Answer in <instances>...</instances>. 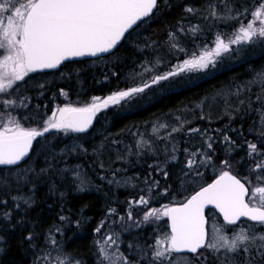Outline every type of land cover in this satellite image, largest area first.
Listing matches in <instances>:
<instances>
[{"label": "trees", "instance_id": "16d2710c", "mask_svg": "<svg viewBox=\"0 0 264 264\" xmlns=\"http://www.w3.org/2000/svg\"><path fill=\"white\" fill-rule=\"evenodd\" d=\"M213 1L216 2L160 0L159 9L129 32L113 53L96 59L66 62L56 71L31 73L30 82L27 80L22 86V96L29 99L25 112L31 115L34 108L39 109L46 120L54 109L63 105L83 106L93 97L103 98L120 90L142 86L150 76L159 73L158 67L163 65L161 71L164 70L165 61L155 62V67L154 59L166 60L170 56L166 49L169 42L178 45L173 56L183 58L195 47V39L201 34L199 39L209 41V30L206 31L209 20L191 15L185 8H197L193 13L202 11L204 15L205 7ZM228 1L253 3L250 0ZM193 27L197 31L192 32ZM137 30L140 38L130 41L129 37ZM217 31L223 32V29ZM170 33L175 35L170 37ZM262 46L254 51L246 49L243 62L235 67L223 68L192 85H185L186 77L179 76L168 82L172 87L159 97L155 89H149L146 94H152L155 100L144 108L125 114L108 109L102 115L107 124L101 125L100 115L90 129H94L90 138H85L83 133L68 132L65 136L64 132L52 130L34 141L30 156L20 165L0 166V201L6 202L0 203V264H59V259L65 255L80 264H96L95 230L105 218L116 222V215L121 217L129 211V198L144 196L147 191L152 193L147 206L179 204L215 178L219 173L210 175L208 165L218 164L217 167L224 168L223 160L237 164L244 162L240 166L232 164L230 169L232 174L243 179L247 162L242 155L244 143L242 146L238 143L240 139L254 138L247 132L251 125L247 121L252 113L249 110L264 111V81L257 76L258 82L251 96L254 102L247 106V110L243 104L237 106L240 100L233 99L230 93L226 95L223 90L228 85L240 89L237 91L242 92V97L249 96L245 93L250 80L247 77L256 76L254 73H261L264 69ZM257 96L261 99L257 100ZM226 98L227 105L215 111L205 105L213 99L222 102ZM201 101L203 106L193 109ZM172 114L174 117H170ZM175 118L179 119L176 121ZM164 120L173 126H177L180 120L188 125L170 136L164 150L157 148L159 143H154L155 148L153 144L145 146L151 152L139 154L137 148L142 146L135 145L137 133L133 130L142 131L144 124ZM254 125L253 121L251 129ZM195 126L204 133L202 143L212 145L210 149L200 152L202 145L195 147L191 144L190 139L194 136L189 132ZM258 137L264 140L263 136ZM259 148L264 157V142ZM201 156H211V163L200 165ZM187 159L197 161L196 169H185ZM193 171L202 172L204 184L190 188L189 192L183 191L181 180ZM124 175L141 178V188L115 187L114 181ZM133 209L137 211L136 207ZM5 213L9 215L6 217ZM62 216L64 220L60 219ZM244 224L247 223L241 222ZM164 226L167 230V224ZM29 235L31 240L27 239ZM51 237L55 238L59 248L49 243ZM240 261L241 264H263L264 257L255 260L252 254H244ZM207 264H214L213 259Z\"/></svg>", "mask_w": 264, "mask_h": 264}, {"label": "snow or ice", "instance_id": "6c2138e0", "mask_svg": "<svg viewBox=\"0 0 264 264\" xmlns=\"http://www.w3.org/2000/svg\"><path fill=\"white\" fill-rule=\"evenodd\" d=\"M159 2L160 0H0V50H3L0 55V94L14 90L17 82L24 81L30 73L56 69L64 61L73 58L96 57L110 52L129 30L150 18L159 9ZM185 11L193 13L195 10L186 7ZM229 13L231 14V10ZM209 14L213 18L219 17L215 5L210 6ZM249 15L251 19L247 23L241 21L231 36L218 34L212 48L199 55L193 54L172 71L153 77L150 84L120 90L103 99L93 97L83 106L66 104L52 111L40 128L25 127L20 120L10 117L0 126V166L20 165L29 157L33 141L52 130L64 133L86 132L97 113L109 106L119 105L152 85L181 73L203 71L210 65L214 67L218 58L236 50L233 46L264 42V0H259L251 12L245 8L232 18L239 19L240 16ZM191 31L195 32L197 28L193 27ZM174 35L170 33V37ZM172 47L178 45L173 44ZM258 76L264 81V73ZM61 94L67 96L66 93ZM256 99L260 100L261 97L257 96ZM2 103L8 108L14 107L17 102L4 99ZM20 103L27 106L22 100ZM23 119L27 120V117ZM260 120L264 124V113ZM159 127L168 126L161 124ZM156 130L154 127L153 131ZM179 130L174 127L169 135ZM260 135L264 136V131ZM208 147L211 148L212 145L209 144ZM247 147L250 157L254 154L262 155L256 143L248 142ZM210 163L211 156L199 162L200 165ZM222 163L227 170L221 171L211 184L200 188L185 202L165 205L163 210L146 208L144 223L159 221L161 217H168L170 220V231L149 246L153 264H174L173 254L185 252L199 260L203 256L201 249H209L215 253L223 250L233 254L241 251L250 253L255 249L257 254L264 257V233L257 234L244 227L234 231L231 237L225 232L226 226H237L242 218L264 226V174L257 175L255 181L258 183H253L247 176L241 179L233 175L228 160ZM195 165V159L187 161L189 169ZM251 171L264 173V158L254 161ZM196 175H200L199 171ZM136 203L147 206L150 200L141 196ZM208 205L214 206L222 214L223 225L209 228L205 218V208ZM8 215L5 213L6 217ZM128 218H132L131 212L128 213ZM60 219L64 220L65 217ZM102 227L103 223L95 231L100 232ZM55 232H60V229H55ZM27 239L31 240L32 236L29 235ZM118 240V234H108L102 242H98V251L104 264H140L145 257L130 260L119 251ZM49 243L59 248L54 237L50 238ZM113 246H116V250L110 252ZM59 264H80V261L65 255L63 259H59Z\"/></svg>", "mask_w": 264, "mask_h": 264}, {"label": "rangeland", "instance_id": "374dc122", "mask_svg": "<svg viewBox=\"0 0 264 264\" xmlns=\"http://www.w3.org/2000/svg\"><path fill=\"white\" fill-rule=\"evenodd\" d=\"M227 1V2H226ZM216 0L213 1L212 3H208L207 6L205 7L204 11L205 14L202 15V11H199L197 13H192L191 15L194 16H204L205 18H207V20H209V25L208 28L206 29V31L209 30V38L207 42H205V40L203 39H199L200 37H202V34L200 36H198L199 40L195 39L196 45L195 47H193L187 55H184L183 58H179V57H174L173 55L175 54V48L172 47V43L169 42L170 46L169 48L167 47V52L168 54H170V56L166 59V60H162L159 57L157 59H154V65L155 62L157 61H165L164 65L165 68L163 71L161 67H163V65H161L160 67H158L156 70L159 71V73L154 74L153 76H150L149 81L147 83H151V80L153 77L157 76V75H162L165 74L169 71H172L176 65H179L181 63H183L184 60L186 59H190L192 57L193 54L199 55L201 52H203L206 49H210L214 46V42H215V38L218 34L222 35V36H231V34L233 33V31L239 26V23L241 21L247 23L248 20L251 19V16H240L239 19H235L232 18L236 15L237 12H243L245 8H247L249 10V12H251L259 3V0H250L253 3H243V4H235V2H229L228 0ZM215 5L216 6V10L219 13V17L218 18H213L210 16L209 14V8L210 6ZM193 9H197L194 8ZM229 10H231V14L229 13ZM210 18V19H209ZM222 25V26H220ZM219 27V28H218ZM223 29V32H219L217 30H221ZM192 34V33H191ZM140 33L137 30V32L133 33L130 37L129 40H135V38H140ZM194 36V35H193ZM212 38V39H211ZM194 41V40H193ZM262 46V52L264 53V42H257L254 44H249V45H242V46H233L234 49H236L235 51H233L232 53H228L225 54L223 56H221L220 58L217 59V62L215 64V66H209L206 70L203 71H193V72H185V73H181L178 76L172 77L169 80H165V81H161L159 84H155L152 85L151 87L145 89V91L143 93H140L136 96H134L133 98L126 100V101H122L119 105H114V106H109L107 109H104L102 111H100L99 113H97V116L95 118V121H98V117H100L101 115V125L107 124L105 121V119L102 117L103 113L108 111V109H112V110H117L122 114L125 113H130L131 111L134 112L140 108H144L145 106H147L150 102H152L153 100H155V98H153L152 94H146L147 91L149 89H155L154 92H157L158 97L165 93L167 89H169V87L171 84L168 83L170 81H172L173 79L177 78L180 76L181 77H186V83L185 85H192L194 83H197L201 80H204L206 78H209L217 73H219L221 70H223V68H229V67H235L237 64H239L241 61L243 62V54L246 51V49H250L252 51H254L257 47ZM174 50V51H173ZM3 50H0V55H2ZM168 61H172L171 64L168 63ZM147 67H149V65H147ZM156 67V65H155ZM155 69V68H154ZM154 69H152L151 71H153ZM159 69V70H158ZM155 70V71H156ZM161 71V72H160ZM264 73V69L263 72ZM261 73H254L256 74V76H252L253 74L249 75L247 77V79L249 80V84H248V89L245 90V93H249V96L246 97H242L241 94L242 92L237 91L240 89L237 88H231L227 85V89H224L223 92L226 95H229L236 100H240L238 105H245V108L247 110V106H250L253 101L252 99V92L253 89L255 88L254 85L257 84V76L258 74ZM152 75V74H151ZM30 77V75L28 77L25 78L24 81H20L17 82V85L15 86L14 90H10L9 93H5V94H0V126H3V124L5 122H7L9 120V118L11 117L12 119H18L20 120V122L23 124V126L25 127H37L40 128L43 125V120H44V116L43 111H40L39 109L34 108L31 111V115H27V113L25 112V109L29 106V99L28 97H25L24 95L22 96V86L23 83L25 81L28 80V78ZM256 78V80H254V78ZM188 79V80H187ZM29 81V80H28ZM30 82V81H29ZM184 83V82H183ZM164 85V86H162ZM262 86V85H261ZM256 88H260V87H256ZM130 89V88H129ZM127 90V89H126ZM39 97H41L42 93L40 92ZM105 98V97H103ZM102 98V99H103ZM4 99H13L16 100V105L14 107H8L5 108L3 106L2 101ZM23 101L24 104H26L27 106H23L20 101ZM241 101H243V103H241ZM203 106V101L198 102L194 105L193 109H199L201 108L200 106ZM207 106V108L212 109V110H217V108H221L224 105H227V98L224 99V101L220 102L217 100H211L209 102H207L205 104ZM64 106V105H63ZM236 106V107H237ZM235 107V104H234ZM187 108V107H186ZM185 108V109H186ZM184 109V110H185ZM239 110H244L242 108H235ZM56 110V109H54ZM53 110V111H54ZM250 112V116L248 117V119H250L249 121H254L255 125L253 126V128L251 129L252 123H250L249 121H247V124H251L249 129L247 130V132L251 135L254 136V138L252 139L251 137H248L247 139H240V142L238 144L241 145V143L243 142V157L244 160L247 162V164H245L246 167H244V170L247 171L244 174H242L244 177L247 176L250 179L253 180V183H258L257 181H255V177L257 175H261L264 173H260V172H252L251 169L252 167H254V161L259 160L264 158L263 156H255V154L250 157L248 155V147H247V143L251 142V143H256L258 148L259 145L262 144L264 142V140L262 141L258 135H260V133L262 131H264V124L261 123L260 120V114L264 113V111H261L260 113L256 111H251ZM51 113L47 116L50 117ZM24 117H27V120L23 119ZM170 117H174L173 114ZM205 116H201V118H204ZM209 117V116H208ZM207 120H209V118H206ZM175 120L177 121V118H175ZM165 121V120H164ZM151 122V123H146L143 126V130L139 131V130H133V132L137 133V137L135 138V145L140 147L142 146V148H137L138 153L140 154V152H151L152 150L150 148H146L145 146H150L152 145V147L155 148V144L159 143L158 145V149H165L167 147L168 141L170 139V136L173 134H177L179 132H181L184 128V125H188V123H185V121L183 122L182 120L179 121V124H177V126H173L170 124H167L169 122ZM173 120H170V122H172ZM161 124H166L168 127L167 128H160L159 126ZM156 128L157 130L154 132L153 128ZM179 128L180 130L177 132H172L171 135H169V132H171L172 128ZM137 129V128H136ZM194 129H196V126L194 127ZM94 131V129L92 130ZM92 131L88 130L86 132H83L84 137L85 138H90L92 137ZM86 133H91L86 135ZM96 134V132H94ZM81 134V133H79ZM189 134L193 135L194 137L190 139L191 144L194 145L195 147L198 145H202V147L200 148V152L205 150V149H210L208 147L209 144L204 145L202 143L203 141V132H197V131H192L189 132ZM68 135L67 133H65V136ZM189 135V136H191ZM238 135V133H237ZM262 136V135H260ZM239 136H237L236 138H238ZM264 137V136H263ZM40 138V137H39ZM155 143V144H154ZM201 143V144H199ZM242 143V144H243ZM149 144V145H148ZM178 146V145H177ZM242 146V145H241ZM238 146H235V148H237ZM239 148V147H238ZM261 150V148H259ZM198 150V148H197ZM196 155L197 152L195 153ZM201 160L206 159L207 156H201ZM189 159L185 160L186 163V170H187V161ZM118 161V160H117ZM224 161V160H223ZM126 162V161H125ZM124 162V163H125ZM239 163V162H238ZM231 166L233 164V166H240V164L244 165V162H241L239 164L237 163H230ZM101 165H103L101 163ZM213 165V166H210ZM209 166V173L210 175L212 174H218L223 170H227L224 169L223 167H217L219 166L218 164H210ZM110 166V165H109ZM193 169H196V165L193 167ZM128 175H124V177L120 176V178L116 179L114 181V185L115 187H122L125 189H135V188H141V184L139 185V179L141 178H134V177H127ZM213 176V175H212ZM204 184V178L202 177V172H200V175H196V172L193 171L192 174H190L189 176H185L183 178V180H181V189L183 191L187 190L189 192L190 188L194 189L197 188L199 186H202ZM148 189L151 187H147ZM136 191V190H135ZM139 191V190H138ZM144 197L146 199H151L152 198V193L151 192H147L145 193ZM130 201V206H129V211H125L124 214H122L121 217H118L117 215L115 216L116 218H118V220L115 222L113 219L108 220L107 218H105L102 222L99 223L98 227L101 226V224L103 223V227L101 228L100 232H96L95 231V263L96 264H104V262L102 261V259L100 258V254H99V244L98 242H102L105 237L108 234H118L119 236V240H118V245H119V251L124 253V255L128 256L130 260H132L131 258H135V259H139L141 256L145 257L143 260L140 261V264H153V262L151 261V248L149 247L150 245H153L155 240L160 238V236L166 234L168 231L165 230V226L164 224H167L166 217H161V219L159 221L156 220H152L150 223H144L143 222V216L144 213L146 211V208H158L163 210L165 204L161 203L155 206H143V205H138L136 202L140 199L139 196L134 197V198H129ZM170 206V205H167ZM133 207L137 208V211H135L133 209ZM131 212L132 213V218L129 219L128 218V213ZM112 213V212H111ZM109 213V214H111ZM108 214V216H109ZM137 215V216H136ZM109 218H113V217H109ZM208 223L207 225L209 226V228H211V226L216 225V226H221L224 223L219 221L218 216L214 213V212H209L208 213ZM97 227V228H98ZM240 227H244V228H249V230L251 232L257 233V234H261L264 233V226H256L253 224H244V225H239V226H226L225 227V232L226 234L231 237L234 231H237ZM147 228H149L150 232H147ZM150 233H152V235H149ZM131 237H128V236ZM143 235V236H142ZM131 246V247H130ZM131 249V250H130ZM116 250V246H113L109 251H115ZM203 253V256L199 259L196 260L195 257L192 256V254H178V253H174V264H207V262H209V259H213L214 264H241V257L244 256V254L247 256L248 254H252L255 258V260L257 258H260L261 256L259 254H257L255 249H252V251L250 253H243L242 251L240 253H226L223 250L219 253H215L209 249H205L204 251H201ZM237 255V256H236ZM248 257H246L245 259H247ZM81 264H86V263H81ZM249 264V263H248ZM251 264V263H250Z\"/></svg>", "mask_w": 264, "mask_h": 264}, {"label": "water", "instance_id": "95a60500", "mask_svg": "<svg viewBox=\"0 0 264 264\" xmlns=\"http://www.w3.org/2000/svg\"><path fill=\"white\" fill-rule=\"evenodd\" d=\"M141 23V22H140ZM139 23V24H140ZM138 24V25H139ZM137 26H134V28L133 29H135ZM133 29H131V30H133ZM131 30H129V32L131 31ZM128 32V33H129ZM128 33H126L125 34V37H126V35L128 34ZM124 37V38H125ZM124 38L121 40V42L114 48V49H112L110 52H108V53H102V54H99L98 56H96V57H92V56H84V57H77V58H73V59H70V60H66V61H64L58 68H56V69H45V70H42V71H37V72H47V71H56V70H58L64 63H66V62H70V61H77V60H85V59H96V58H100V57H104V56H106V55H109V54H111V53H113L116 49H117V47L123 42V40H124ZM96 118V117H95ZM94 123H95V119H94V121H93V124H92V126L88 129V130H90L92 127H93V125H94ZM87 130V131H88ZM33 143H34V141H33ZM32 149H33V147H32ZM31 152H32V150H30V153H29V156H30V154H31ZM27 159V158H26ZM219 175V174H218ZM218 175L215 177V178H213L210 182H208L207 184H205V185H203L202 187H206L208 184H211L217 177H218ZM234 175V174H233ZM202 187H200V188H202ZM200 188L199 189H197L195 192H193L192 194H190L183 202H185L188 198H190L192 195H194L197 191H199L200 190ZM183 202H181V203H183ZM176 205V204H175ZM171 206H173V205H171ZM208 210H213L222 220H223V216H222V214L214 207V206H212V205H208V206H206V208H205V218H206V220H207V216H206V212L208 211ZM241 221H246V222H251V221H249V220H247L246 218H242L241 219ZM167 223H168V228H169V225H170V220H169V218L167 217ZM169 231H170V228H169ZM202 250V249H201ZM182 254H190V253H182Z\"/></svg>", "mask_w": 264, "mask_h": 264}, {"label": "flooded vegetation", "instance_id": "af4514ba", "mask_svg": "<svg viewBox=\"0 0 264 264\" xmlns=\"http://www.w3.org/2000/svg\"><path fill=\"white\" fill-rule=\"evenodd\" d=\"M31 74V73H30ZM29 74V75H30ZM208 212H214V211H211V210H209ZM208 212H207V216H208ZM215 213V212H214ZM218 219H219V221H221V222H223L224 223V221H222L219 217H218ZM166 221H167V217H166ZM207 222H208V219H207ZM241 222H245V221H241ZM241 222H239V224L237 225V226H239V225H241ZM246 223H248V224H254V222L253 223H249V222H246ZM254 225H256V224H254ZM167 226H168V223H167ZM168 229V231H169V228H167ZM203 250V249H202ZM201 250V251H202ZM178 254H181V253H178Z\"/></svg>", "mask_w": 264, "mask_h": 264}, {"label": "bare ground", "instance_id": "6f19581e", "mask_svg": "<svg viewBox=\"0 0 264 264\" xmlns=\"http://www.w3.org/2000/svg\"><path fill=\"white\" fill-rule=\"evenodd\" d=\"M131 250V249H130ZM101 258V257H100ZM259 262V261H258ZM255 263V262H254ZM257 263V262H256ZM223 264V263H222ZM264 264V263H263Z\"/></svg>", "mask_w": 264, "mask_h": 264}]
</instances>
